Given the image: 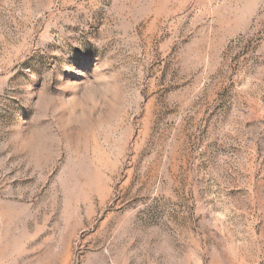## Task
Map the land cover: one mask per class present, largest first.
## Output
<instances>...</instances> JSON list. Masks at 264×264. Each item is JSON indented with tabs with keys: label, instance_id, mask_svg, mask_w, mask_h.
Segmentation results:
<instances>
[{
	"label": "rangeland",
	"instance_id": "rangeland-1",
	"mask_svg": "<svg viewBox=\"0 0 264 264\" xmlns=\"http://www.w3.org/2000/svg\"><path fill=\"white\" fill-rule=\"evenodd\" d=\"M0 264H264V0H0Z\"/></svg>",
	"mask_w": 264,
	"mask_h": 264
}]
</instances>
